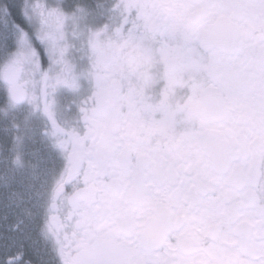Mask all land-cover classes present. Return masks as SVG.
<instances>
[{
  "label": "snow or ice",
  "instance_id": "obj_1",
  "mask_svg": "<svg viewBox=\"0 0 264 264\" xmlns=\"http://www.w3.org/2000/svg\"><path fill=\"white\" fill-rule=\"evenodd\" d=\"M0 264H264V0H0Z\"/></svg>",
  "mask_w": 264,
  "mask_h": 264
}]
</instances>
